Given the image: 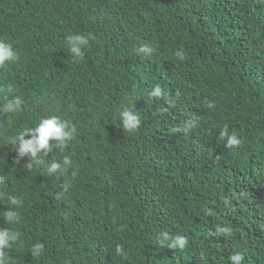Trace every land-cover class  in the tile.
Instances as JSON below:
<instances>
[{"label": "trees", "instance_id": "16d2710c", "mask_svg": "<svg viewBox=\"0 0 264 264\" xmlns=\"http://www.w3.org/2000/svg\"><path fill=\"white\" fill-rule=\"evenodd\" d=\"M0 42V264H264V0H0ZM51 116L73 138L18 158Z\"/></svg>", "mask_w": 264, "mask_h": 264}, {"label": "clouds", "instance_id": "9594fccd", "mask_svg": "<svg viewBox=\"0 0 264 264\" xmlns=\"http://www.w3.org/2000/svg\"><path fill=\"white\" fill-rule=\"evenodd\" d=\"M69 47L72 52L76 53V57L82 56L80 49L76 46L77 43L87 45L88 38L81 35H73L68 37ZM177 55H181L177 53ZM18 59L17 54L12 50V46L9 44H4L0 42V66H3L5 62H11ZM181 59L183 56L181 55ZM153 95L160 96L161 89L156 87L154 89ZM21 101L16 99L14 104H10L6 107L5 111H16L20 106ZM120 119H122L123 127L125 130L134 131L138 128L139 119L138 115L132 113L129 109H125L120 112ZM75 133V126L70 125L67 120H62L59 116H51L49 118L42 119L39 124L33 128H27L20 131L16 136L12 137V143L16 145V152L18 153V158L22 157L24 154H31L32 161L39 164L41 160L42 149L50 150V141L58 142L57 147L66 146L67 142L73 138ZM25 136H30V139H25ZM240 140L236 138L235 135L229 137V145H239ZM65 164H69L70 161L67 157L64 159ZM60 168V164L53 162L50 166L49 171H54ZM0 182H3V177H0ZM12 203H19L14 197L12 198ZM18 219L14 213L9 215V220ZM223 231L228 232L229 229H224ZM18 239V234L9 232L8 230H0V256L4 255L3 250L10 246L11 242ZM162 239L168 240L169 236L167 233H162ZM172 245H179L180 248H184L187 244V240L184 237L176 238L172 241ZM44 248L42 243H38L34 246L33 254L38 255L39 252ZM118 252L122 251L118 247ZM231 260L241 261L243 256L241 254H236L230 258Z\"/></svg>", "mask_w": 264, "mask_h": 264}]
</instances>
